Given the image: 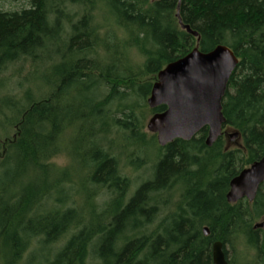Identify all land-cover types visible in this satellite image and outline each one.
<instances>
[{
	"label": "trees",
	"instance_id": "trees-1",
	"mask_svg": "<svg viewBox=\"0 0 264 264\" xmlns=\"http://www.w3.org/2000/svg\"><path fill=\"white\" fill-rule=\"evenodd\" d=\"M28 2L0 10V74L30 62L25 79L0 97V125L15 129L0 143L2 264H214L217 240L227 257L233 251L230 264H264V229L254 228L264 218V183L253 202L227 200L231 179L264 155V0ZM178 10L199 41L181 27ZM198 43L206 52L226 44L239 58L223 112L225 129L239 131L242 143L228 148L222 135L209 147L205 127L189 141L158 144L152 177L130 194L131 180L112 149L118 139L138 151L146 144L143 109L153 83L143 78ZM132 48L143 62L130 60ZM63 154L71 163L58 170L51 161ZM131 161L146 163L139 154ZM81 171L108 194L98 208L95 192L88 193V213L72 206L71 191L63 188ZM176 188L173 211L160 218L171 202L161 195ZM240 241L254 251L246 263L238 261ZM37 247L52 255L39 262L32 256Z\"/></svg>",
	"mask_w": 264,
	"mask_h": 264
},
{
	"label": "water",
	"instance_id": "water-1",
	"mask_svg": "<svg viewBox=\"0 0 264 264\" xmlns=\"http://www.w3.org/2000/svg\"><path fill=\"white\" fill-rule=\"evenodd\" d=\"M176 15L181 27L199 41L198 32L183 24L179 10ZM238 64L239 58L228 45L219 44L206 52L198 43L188 54L159 71L147 102L152 109L161 105L166 109L149 118L147 130L157 135L160 146L164 147L175 139L189 141L207 127L205 143L210 147L225 133L227 119L223 99ZM239 136L237 130L230 135L233 140ZM263 183L264 155L231 179L228 202L236 203L244 198L253 202ZM254 228L264 229V218L255 222ZM203 232L209 235L210 230L204 226ZM212 257L214 264H230L220 240L212 245Z\"/></svg>",
	"mask_w": 264,
	"mask_h": 264
},
{
	"label": "rangeland",
	"instance_id": "rangeland-1",
	"mask_svg": "<svg viewBox=\"0 0 264 264\" xmlns=\"http://www.w3.org/2000/svg\"><path fill=\"white\" fill-rule=\"evenodd\" d=\"M28 0H0V10L4 11H14V10H20L23 7L28 6ZM102 16H100V19L102 18L103 22L105 21L104 14L101 11H98ZM108 26L111 27L119 34L121 38H123L126 35V32L120 28L118 24L112 23V21H107ZM109 28L106 27L105 30ZM130 60L136 64L143 62L145 59V56L141 54L136 48H132L129 50ZM30 67V62L22 60L14 65H10L7 67L4 71L0 74V80L4 79V84L0 86V97L3 96L5 92H7V88H11L14 86V84L19 83L20 81H23L25 77L28 75V70ZM157 75H147L143 78L144 81L149 82H156ZM19 90H22L21 88L16 89L14 92L15 94L19 93ZM145 112V119L143 121V130L146 134L145 137V145L142 147L140 151L134 150V146L132 144H128L125 140L118 139L117 143L114 145L112 149V153L115 154L117 157H119V169L122 174H125L127 177L131 180V187H130V194H132L135 189L145 180L152 177V167H153V160L156 158V153H158V142H157V135L152 134L147 130V123L149 118L154 114L150 112V107L146 99V106L145 109H143ZM14 127L8 125L5 121L2 125H0V143L3 142L4 137L8 133L14 132ZM10 131V132H9ZM235 132V129L226 127L225 133L223 134V142L226 143V146L228 148L233 149L234 147L240 145L242 143L241 137H236L234 140L231 139L230 135ZM113 137V136H112ZM115 138V137H113ZM2 139V140H1ZM3 146L4 143L1 144L0 149V161L1 156L3 155ZM136 153V155L134 154ZM143 156V158L146 159V163L142 166H139L137 164L132 163V159H135L137 155ZM54 166L58 170H64L67 167L70 166V158L67 157L65 154L61 156H57L52 159L51 161ZM87 171H81L78 173H75L74 176L71 177L70 181H67L65 186L70 189L71 191V204L72 206L76 208H80L84 210L86 213L89 211V207L86 206V197L88 193L95 192V201L97 203V207H103L105 200L108 198L107 191L105 190V187H100L97 185H91L89 183V180H87ZM28 179H24L23 183L27 184ZM180 195V191L176 189H173V192L165 194H162V197H165L166 199L171 198V202L169 199V205L166 208V210H163L160 214V218L165 217L168 213H171L174 209V203L178 200V197ZM60 196V195H59ZM64 196V193L61 195ZM164 207V206H163ZM263 218L256 219L255 221H261ZM70 235V232L66 233L63 237L60 238L59 241L55 243V246H62L68 236ZM33 246V243L31 247ZM229 247V246H228ZM227 247V248H228ZM31 250V249H30ZM29 250V251H30ZM230 254L229 259L232 260L233 257V251L231 248H229ZM28 251V252H29ZM26 252L24 254L23 259L25 260L26 257H28L29 253ZM236 253H238V256L240 259V263H246L248 260H250V257L253 255L254 251L247 245L245 241H240L236 248ZM50 255H52V252L44 247H37L35 251L33 252L32 256L34 259H38L39 262H43V259L48 258ZM237 261V259H235ZM0 264L2 262L0 261ZM23 264H29L28 262H25Z\"/></svg>",
	"mask_w": 264,
	"mask_h": 264
},
{
	"label": "bare ground",
	"instance_id": "bare-ground-1",
	"mask_svg": "<svg viewBox=\"0 0 264 264\" xmlns=\"http://www.w3.org/2000/svg\"><path fill=\"white\" fill-rule=\"evenodd\" d=\"M13 64V63H12Z\"/></svg>",
	"mask_w": 264,
	"mask_h": 264
}]
</instances>
